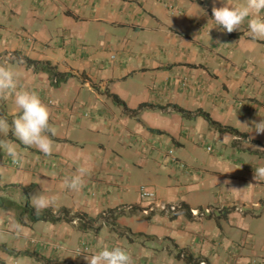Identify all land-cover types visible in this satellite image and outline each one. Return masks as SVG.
<instances>
[{
	"label": "crops",
	"instance_id": "1",
	"mask_svg": "<svg viewBox=\"0 0 264 264\" xmlns=\"http://www.w3.org/2000/svg\"><path fill=\"white\" fill-rule=\"evenodd\" d=\"M213 6L220 0H0V64L39 93L56 129L51 155L18 144L20 167L0 154V264H88L103 246L127 249L132 264H188L179 254L264 264V134L253 126L264 119V39H251L247 21L239 35L223 32ZM19 112L12 95L0 101L9 122ZM80 168L84 186L68 188ZM144 183L178 211L147 215ZM38 194L56 198L42 212L61 221L18 219L16 204L34 207Z\"/></svg>",
	"mask_w": 264,
	"mask_h": 264
},
{
	"label": "clouds",
	"instance_id": "2",
	"mask_svg": "<svg viewBox=\"0 0 264 264\" xmlns=\"http://www.w3.org/2000/svg\"><path fill=\"white\" fill-rule=\"evenodd\" d=\"M220 4L219 7L213 6L212 16L216 26H220L223 32L231 33L240 30L241 25L247 21L251 39L253 41L264 39V0H244L241 4L230 3V0H220ZM19 75L13 66L0 64V101H6L9 95H12L15 105L20 109L19 114L11 122L5 116L0 115V154L10 157L14 166L23 167L24 153L19 150L18 144L28 147L35 146L45 156L51 155L53 151L51 137L56 135V129L50 124L49 108L39 93L18 87ZM253 126L257 134H264V119L259 122L254 121ZM6 132H10L15 139L5 138ZM168 152L166 155L170 157ZM170 159L172 161L171 157ZM8 163L11 162L8 161ZM175 164L184 168L182 167L184 164L179 160ZM86 171L84 168L78 169L79 174L65 177L64 184L70 189L80 190L84 186ZM260 177H264V166L255 168V179ZM55 199V197L49 198L43 194L34 196L33 204L36 215H40L44 209L54 204ZM149 207L145 209V213ZM152 212L148 211L146 214ZM81 252L82 250L79 253ZM85 259L88 264H132L130 253L120 246L111 248L103 246L98 252L86 256Z\"/></svg>",
	"mask_w": 264,
	"mask_h": 264
},
{
	"label": "trees",
	"instance_id": "3",
	"mask_svg": "<svg viewBox=\"0 0 264 264\" xmlns=\"http://www.w3.org/2000/svg\"><path fill=\"white\" fill-rule=\"evenodd\" d=\"M230 34L239 35V34H235L232 32ZM50 75H51V77H58V79H60V80L63 79L62 78L63 75H61L60 73L50 72ZM109 95L115 104L121 105V106L124 105L125 109H127L125 104H123V102L120 100V98L117 95H112V94H109ZM151 108L161 110L164 107L157 108L154 106L152 107L151 105H148V104H144V105H141L140 110L151 109ZM173 111L180 114L182 117H191V114H192L191 112H189V111H187V110H185L179 106H176V105L173 106ZM195 116L203 117L209 123V125L216 130H219L222 132H230L232 134L239 135V131H237L234 128L228 127V126H223L219 122L215 121L208 112H205L202 109L197 110L195 113ZM163 133H165V132H161V131L159 132V134H163ZM16 208L18 210V219L22 223H25V221H24L25 219H28L30 222H34V223L39 222V221L58 222V221H61V219H62V216H56L52 211H49V210L41 212L40 215H36L34 207H32L29 203L16 204ZM75 217H78V216H75ZM178 258L181 260H184L188 264H195L192 257L184 256V255L182 256L179 254Z\"/></svg>",
	"mask_w": 264,
	"mask_h": 264
},
{
	"label": "built area",
	"instance_id": "4",
	"mask_svg": "<svg viewBox=\"0 0 264 264\" xmlns=\"http://www.w3.org/2000/svg\"><path fill=\"white\" fill-rule=\"evenodd\" d=\"M112 58L114 59V56ZM168 155L172 158L173 162H175V163L178 162V159L174 157L175 156L174 150H169ZM182 167H184V166H182ZM140 193H141V197L143 199L151 201V205L149 207V210H147L146 213H148V211L149 212L153 211V209L155 207L159 208L161 211L166 212V213L176 212L178 210V206H176V205L164 204V203H160L159 204V203H157L156 200H155L156 193H155L154 189L151 188V187H147V186L141 187ZM211 213H212V209L211 208H206V209H203L201 211L194 210L192 212V215L194 217L200 218V217L206 216V214L210 215ZM80 251L81 250H79V252ZM201 264H205V263L202 262Z\"/></svg>",
	"mask_w": 264,
	"mask_h": 264
},
{
	"label": "rangeland",
	"instance_id": "5",
	"mask_svg": "<svg viewBox=\"0 0 264 264\" xmlns=\"http://www.w3.org/2000/svg\"><path fill=\"white\" fill-rule=\"evenodd\" d=\"M145 184V183H144ZM146 185V184H145ZM26 204V203H25ZM34 264H37V262H35V261H32Z\"/></svg>",
	"mask_w": 264,
	"mask_h": 264
}]
</instances>
